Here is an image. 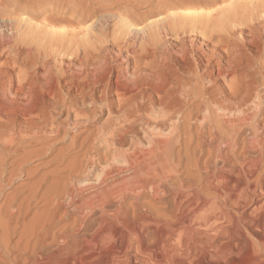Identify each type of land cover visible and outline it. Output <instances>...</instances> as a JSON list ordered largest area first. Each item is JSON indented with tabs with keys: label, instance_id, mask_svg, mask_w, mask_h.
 I'll list each match as a JSON object with an SVG mask.
<instances>
[{
	"label": "bare ground",
	"instance_id": "1",
	"mask_svg": "<svg viewBox=\"0 0 264 264\" xmlns=\"http://www.w3.org/2000/svg\"><path fill=\"white\" fill-rule=\"evenodd\" d=\"M7 1L0 264H264V0H55L49 42Z\"/></svg>",
	"mask_w": 264,
	"mask_h": 264
},
{
	"label": "rangeland",
	"instance_id": "2",
	"mask_svg": "<svg viewBox=\"0 0 264 264\" xmlns=\"http://www.w3.org/2000/svg\"><path fill=\"white\" fill-rule=\"evenodd\" d=\"M6 1H7V0H6ZM9 1H12V0H8L6 3H9ZM13 1H15V0H13ZM21 1H22V0H16L17 3H20ZM54 1H55V0H54ZM67 1L70 2L71 0H70V1L67 0ZM72 1H73V0H72ZM72 1H71L70 3H71V5H72L73 7H75L74 5H75L76 3H78V2L80 3L81 1H82V2L85 1L83 4H85V3L87 2V0H76L75 2L73 1L74 3H73ZM6 3H5V4H6ZM54 3H55V5L52 6L53 9H49V8H47L48 6H46L45 4L43 5L42 3L39 4L40 6H39L38 4H37V5H33V6H35V7L37 6L36 8L33 7V6H32V7H31V6H28L29 8H31V10H30L27 6H24V5H23L24 7H27V8H28L27 10L30 11L31 13L29 12V13H27L26 15H24V14L18 12L19 15H18V13H16V15H14L15 17L17 16L16 18H15L14 16H12L14 19H16L15 21H17V22H15L16 25L14 24V26H15V27L17 26L16 28H19L20 32H23L24 30H27V29H28V30L26 31V32L28 33L29 29H31V30L33 31V33H32V31L29 32V33H30V34H28V37L30 36L29 38H27V35H26L25 31H24V34H25V36H26V39H30V38L32 39V37H34L33 39H35V37L37 36V37H36V41H37V42H38V41L40 42L41 40H42L41 42H46V41H44L45 39H46V40L48 39V40L50 41V38H51V39H57V37L59 36V35L57 34V31L62 30V29H61L62 27L64 28L63 30L65 31V29H66V31L68 32L67 34H69V35L66 34L67 36H63V35H65V34H62V36H59V37H62V38H65V37L67 38L68 36L70 37L71 34H72L71 31H73V30H74V32H76V30H77V32H78L79 29H81V28L83 29V28H84L85 24L82 23V22L80 21V18H78V17H80V15H79L80 12H78V11L76 12V10H75L76 13L73 14V12H74V11L72 10L73 7L68 6V8H65V9H64L63 3L60 4V2H56V1L53 2V4H54ZM56 4H57V8L55 7ZM58 4H59V5H58ZM19 5L21 6L22 4L20 3ZM19 5H17V7H18ZM4 6H5L6 8H9V7H10L8 4H7L8 7H7L6 5H4ZM20 6H19V7H20ZM42 6H43V7H42ZM60 7H61V8H60ZM69 7H70V8H69ZM21 8H23V7L21 6ZM39 8H41L42 11H41ZM145 8L148 9V6L145 7ZM145 8H139V11H138V10H137V11H138L139 13H143V12L147 11ZM9 9H10V8H9ZM23 9H24V8H23ZM34 9H36V10H34ZM38 9H39V11L37 12ZM45 9H46V10H45ZM62 9H63V10H62ZM74 9H75V8H74ZM25 10H26V9H25ZM34 12H35L36 14H35ZM43 13H45V14L43 15ZM135 13H136V12H135ZM71 14H72V15H71ZM20 15H21V16H20ZM31 15H32V16H31ZM46 15H47V16H46ZM48 15H49L50 17L53 16V17H54V18L52 17L53 20L50 19V17H49ZM78 15H79V16H78ZM81 15H82V14H81ZM18 16H19V17H18ZM24 16H25V17H24ZM44 16H46V17H44ZM77 16H78V17H77ZM48 17H49V20H50L49 24H51L50 26L46 24V23H48L47 21H49V20H48ZM18 18H19V19H18ZM20 18H21V20H22V18H23V19H26L27 21H29V20L31 19V21H29V22H30V24L33 22V24H31L32 27L29 26V25H28V27H27V25H20V24H17V23H19V21H21ZM27 18H28V19H27ZM29 18H30V19H29ZM45 18H46V19H45ZM73 18H74V19H73ZM56 19H57L58 21H57ZM45 20H47V21L45 22ZM55 20H56V21H55ZM63 20H64V21H63ZM65 20H66V21H65ZM75 20H76V21H75ZM77 20H78V21H77ZM67 21H68V22H67ZM114 21L116 22L117 20L114 19V20L112 21V23H115ZM60 22H62V23H60ZM117 22H118V21H117ZM36 24H37V25H36ZM45 24H46V26H45ZM34 25H36L37 27H36V26L34 27ZM21 26H26L27 28L25 27V29L23 28V30H22V29H21V28H22ZM41 26H42V27L45 26L44 28H42V29L44 30V31H43L44 34H42V32H41V31H42V29H40ZM47 26H48L49 28L52 27L51 29L54 28V29H53L54 31L57 29L56 27H58L59 30L57 29V30L55 31L56 33L54 34V37H56V38H54L53 35H51L50 33H48V32L51 31V29H50V31H48V30H47V28H48ZM61 26H62V27H61ZM38 27H40V28H38ZM59 27H60V28H59ZM32 28H33L34 30H33ZM37 28L40 29V30H37ZM49 28H48V29H49ZM55 28H56V29H55ZM67 29H68V30L70 29L71 31L69 30V31H70V32H69ZM82 29H81V30H82ZM45 30H46V31H45ZM53 30H52V32H53ZM34 31L39 32V34H37L36 36H32L31 34H34V35H35V32H34ZM47 31H48V32H47ZM79 31H80V30H79ZM40 32H41V34H40ZM45 33H46V34L48 33V34H47L48 36H47ZM53 33H54V32H53ZM53 33H52V34H53ZM70 33H71V34H70ZM78 33H80V32H78ZM24 34H23V35H24ZM41 36H42V37L45 36V37L42 38ZM46 36H47V38H46ZM79 36H80V35H79ZM49 37H50V38H49ZM41 38H42V39H41ZM66 38H65V39H66ZM76 38L79 39L78 36H76L75 39H76ZM80 38H81V37H80ZM39 39H40V40H39ZM59 39H61V38H59ZM67 39H68V38H67ZM48 40H47V42H49ZM51 41H53V40H51ZM261 92L264 93V88L262 89ZM115 97H116V94L112 95V98H113L114 100L116 99ZM78 132H81V131H78ZM78 132H76V133H78ZM86 134H87V133H85L84 135L86 136ZM126 138H128V140H126V143L128 144L130 138H129V137H126ZM126 138H125V139H126ZM127 141H128V142H127ZM60 145H61V146H60ZM60 145H58V146H56V147L59 148V149L64 150L68 145H70V139L65 140L64 143H61ZM125 145H126V144H125ZM63 146H64V147H63ZM60 147H61V148H60ZM56 150H57V149H55V153L51 154L52 156L50 155V156L47 157V158H44V159H42V160H38V161L34 162V164L30 163V166L27 167V168H29V169H27V170H29L28 172H31V170H35L34 172H33V171H32V172H33L34 174H37L38 172H40V171H38V170L43 171V170H44L43 167H45V164H46L47 162H49V160L53 158L54 154L56 155V153L58 152V151H56ZM75 151H76V150H72V151L70 152V153H71V156H68V160H70L71 157H74V156L77 155V153L75 154ZM100 151L103 152V150H102L101 148H100ZM69 158H70V159H69ZM47 159H48V160H47ZM45 160H47V161H45ZM41 161H42L43 163H41ZM40 164H41V165H40ZM33 165H34V168L31 167V166H33ZM38 166H39V167H38ZM30 167H31V169H30ZM35 167H36V169H35ZM51 168H53V166H52ZM51 168H50V169H51ZM37 169H38V170H37ZM42 169H43V170H42ZM36 170H37L38 172H36ZM48 170H49V169H48ZM44 171H45V170H44ZM44 171H43V172H44ZM46 171H47V170H46ZM32 175H33V174L28 175V176H25V177L23 176L24 178L17 179V180H16L17 182L14 183V185H15V186H18V185H20V184L27 183L28 181L30 182V179H31L30 176H32ZM25 178H26V179H25ZM28 179H29V180H28ZM23 181H24V182H23ZM19 182H21V183H19ZM13 187H14V186H13ZM13 187H12V189H13ZM12 189L10 188L9 191L12 190ZM142 200H147V199H146V198H142ZM34 204H35V203H34ZM34 204H33V205H34ZM36 205H37V204H36ZM39 205H40V206H39ZM39 205H37V206H38L37 209H36V207L33 208V211H31V214H32V212H33V214H39V212H41V210L43 209V207H42V205H41L40 203H39ZM39 207H40V208H39ZM41 207H42V208H41ZM38 208H39V209H38ZM34 210H35V211H34ZM263 238H264V234H263ZM263 243H264V242L262 241V244H263ZM263 246H264V244H263ZM53 248H54V247H52V249H53ZM52 249H50V250H52ZM241 252H244V251H241ZM241 252H240V253H241ZM245 252H246V251H245ZM245 252H244V253H245ZM240 253H238V254H234V253H232L234 256H231L232 254H231V255H228V256H230V257H228L227 255H225V256H218V257H215L214 259L217 258V259H216L217 261L214 260V259H211V260H213V261H212L213 264H215V261H216V264H225V263H226V264H229V261H231V260H233V261H231L230 264H231V263H232V264H250L249 261H247V262L245 261V260L248 259V254H246L247 259H245L246 256L244 255V253H241V255H240ZM246 253H248V252H246ZM221 257H222V258H225V257L227 258V257H228L229 259H226V260H225L226 262L223 263V260L221 259ZM232 257H235V259L232 258ZM231 258H232V259H231ZM236 258H238V259H236ZM218 259H219V260H218ZM220 259H221V260H220ZM234 260H236L237 262L234 261ZM248 260H249V259H248ZM219 261H220V263H217V262H219ZM227 261H228V262H227ZM221 262H222V263H221ZM245 262H246V263H245ZM248 262H249V263H248ZM196 263H197V262H195V264H196ZM198 263H199V262H198ZM198 263H197V264H198ZM212 263L209 262L208 264H212ZM172 264H182V263H181V262L178 263L177 261H175V262H173ZM193 264H194V262H193ZM200 264H204V262H202V263H200Z\"/></svg>",
	"mask_w": 264,
	"mask_h": 264
}]
</instances>
